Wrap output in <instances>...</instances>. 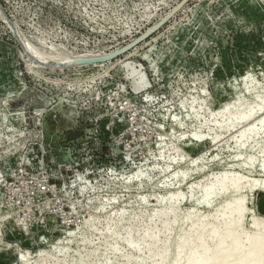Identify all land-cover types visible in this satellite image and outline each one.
<instances>
[{"label":"rangeland","instance_id":"rangeland-1","mask_svg":"<svg viewBox=\"0 0 264 264\" xmlns=\"http://www.w3.org/2000/svg\"><path fill=\"white\" fill-rule=\"evenodd\" d=\"M258 98L264 0H0V264H184L238 196L239 232L264 238V126L235 143L230 123ZM18 164L57 193L6 208Z\"/></svg>","mask_w":264,"mask_h":264},{"label":"bare ground","instance_id":"bare-ground-1","mask_svg":"<svg viewBox=\"0 0 264 264\" xmlns=\"http://www.w3.org/2000/svg\"><path fill=\"white\" fill-rule=\"evenodd\" d=\"M257 103H258L257 105H253L251 103H246V102H242V101H235L234 102L236 112L230 118V123H232V124L243 123L244 121H247V123L244 124V125H246V127L241 128L240 131L238 132L240 134L236 135L237 139H236L235 143L241 139H242V141H244L243 138H246L247 135L252 134V132L254 130V124H260L262 127L264 126V99L258 98ZM254 131H256V130H254ZM241 143H244V142H241ZM244 145H245V143H244ZM261 159H264V158H261ZM248 160L253 161L254 159L249 158ZM252 161H251V165H253L252 163L255 160L253 162ZM254 164H255V162H254ZM135 176H136V178H135L136 180L141 179V174L139 171L137 172V174H135ZM223 176H225V174ZM239 178L236 177V175H235V176L231 177L230 179H228V181H226V177H225V178L221 179V181H220L221 183H219L220 185L218 186V188L221 191H225L228 188H237L239 185ZM241 180L242 179H240V181ZM249 181H250L249 183H248V181L246 182L247 185H251V183H254V181H251V180H249ZM226 182H227V184H226ZM215 187H213V188L215 189ZM213 188H212V190H213ZM208 189H209V187L205 188L206 193L208 192ZM172 199H173V195L167 194L165 197L161 198V202L165 201L166 203H168V202H171ZM201 205H203V204H201ZM243 205L244 204H243L242 197L238 196V197H235L231 200H228L222 206V208L219 211H216L217 213H215V214L217 216L214 220H217V221H216L215 226H214V224L210 225L208 223L207 225H209V226L213 225L211 229H209L208 226H206V228H208L207 230H209V231L206 230V233L203 231L198 239H196L193 242H190V241L188 242L187 253H186L187 256H186V260H185L184 264H195V263H198V264H264V238L262 237L261 233L260 234L252 233L251 236H247V235H249L248 232L244 233V235H243L242 234L243 232L241 231V229L239 230V228H240L239 223H241V221L243 220V218H242ZM161 211H162V209H161ZM161 211H158V212H161ZM219 212H221V213H219ZM162 214L164 215V213H162ZM165 214H166V212H165ZM160 215L161 214H159V216ZM208 215L209 214L205 215V217ZM208 217H211V215ZM161 219H162V217H161ZM195 222L197 224V220ZM195 222H194V224H195ZM167 223H169V222H167ZM200 223H201V221H200ZM202 223H204V222H202ZM194 224L193 225L190 224L191 227H194ZM164 225H165V222H164ZM197 226H195V227H197ZM252 226L254 228H259L258 224L254 223V222H252ZM189 228H187V229H189ZM199 228H200V226H199ZM203 228H205V226ZM205 229H203V230H205ZM194 230H196V229H194ZM151 231H149V232L147 231L146 236H147V238L150 237L151 239H154L157 234H156V232H151ZM239 231H241L242 233ZM189 233H191V235H193L191 230ZM194 233H195V231H194ZM128 234L130 235L131 232ZM129 235L126 234L125 241L127 240V236H129ZM142 235H144V234H142ZM156 238H157V236H156ZM138 240H140V239L138 238ZM129 241H130V239H129ZM127 242H128V240H127ZM144 242L145 241H143L142 243H144ZM128 245L132 246V243L128 244ZM137 245L133 244V248H137ZM184 246L185 245L183 243H181L179 246H177V249L180 248L179 252L183 253L182 250H183ZM139 247H140V245H139ZM139 247H138V249H139ZM143 247H144V245H143ZM151 247H153V246H151ZM159 247H161V246H159ZM165 247H166V245H165ZM145 250H146V248H145ZM153 250H154V248L151 250V252ZM166 251H167V248L162 249V251L159 255L160 259L165 258ZM151 252H150V254H151ZM182 253H181V255H182ZM204 254H206L207 256L204 259L200 260V258ZM150 258H152V257H150ZM168 259H169V257H168Z\"/></svg>","mask_w":264,"mask_h":264},{"label":"built area","instance_id":"built-area-1","mask_svg":"<svg viewBox=\"0 0 264 264\" xmlns=\"http://www.w3.org/2000/svg\"><path fill=\"white\" fill-rule=\"evenodd\" d=\"M78 119V118H77ZM80 129L78 120L71 127L61 132L62 137L72 138L79 136ZM46 169L35 170L30 165L18 164L13 167L11 176L6 182L3 204L6 208L22 210L30 204L38 203L49 195L56 194L59 190L57 183H51ZM42 201V202H43ZM60 223L66 224V208L53 210ZM24 215V213H22Z\"/></svg>","mask_w":264,"mask_h":264},{"label":"water","instance_id":"water-1","mask_svg":"<svg viewBox=\"0 0 264 264\" xmlns=\"http://www.w3.org/2000/svg\"><path fill=\"white\" fill-rule=\"evenodd\" d=\"M161 24H162V21H160L159 23H157L153 28H151V30H153V29L159 27ZM124 50H125V48H124V49H119V50H116V51L112 52L111 54H109V58H108V59L118 56V55L121 54Z\"/></svg>","mask_w":264,"mask_h":264}]
</instances>
